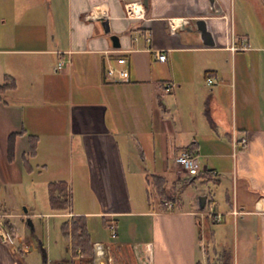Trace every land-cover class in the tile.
Returning <instances> with one entry per match:
<instances>
[{"label":"crops","instance_id":"0c3cea01","mask_svg":"<svg viewBox=\"0 0 264 264\" xmlns=\"http://www.w3.org/2000/svg\"><path fill=\"white\" fill-rule=\"evenodd\" d=\"M198 18L213 44L202 39ZM108 65L125 67L127 79L106 77ZM6 74L15 86L0 100V186L21 183L31 159L51 169L48 201L52 181H65L71 194L69 211L51 209L69 221L84 217L91 264H212L228 249L213 259L201 245V219L214 196L196 187L186 200L197 180L226 187L227 207L214 210L236 223L231 264H264V0H0V82ZM233 131L246 138L237 150ZM184 151L196 155L198 173L175 162ZM137 152L152 162V205L151 192L146 206L130 196ZM152 174L167 187L193 181L168 208ZM24 215L29 208L0 201V264H23L17 248L29 225L16 216ZM2 216L15 224V237ZM27 247L20 251L36 248ZM66 251L48 264L81 255L70 239Z\"/></svg>","mask_w":264,"mask_h":264},{"label":"rangeland","instance_id":"374dc122","mask_svg":"<svg viewBox=\"0 0 264 264\" xmlns=\"http://www.w3.org/2000/svg\"><path fill=\"white\" fill-rule=\"evenodd\" d=\"M139 154L140 153L137 152L140 160V163L138 162L137 164L139 166L136 168V172L138 173L132 175L129 181L130 187L132 188L130 189V196L136 200H138L139 197L140 199H143L144 204H147V200H145V198L147 194L149 195L151 192L149 201L152 205L156 203V198L153 192L154 187L150 178L149 180H146V177H148L147 171L151 172L153 170L151 166L152 162L150 161L147 164L145 161H141ZM36 162L37 160L31 159L32 169L29 170L28 173L27 171L25 172V178L21 183L14 185L10 190L9 188L6 189L4 186H0V201L4 200L8 204L10 201H14V204L18 206V210H24L25 206L26 208H29L31 214L29 217L33 223V233L30 227L26 225V230L23 231L22 243L20 242L18 247L21 246L27 249V246L31 244L36 248L31 250L28 254H23L22 251H19L18 256L23 264H43L41 252L36 246V238L38 237L42 240V243L46 248L49 261L54 257L68 256L66 251L67 240L63 236L61 229L62 222L67 219V216L57 213L58 211L55 213V211L51 209L47 198L45 184L51 169H45ZM195 184L196 186L194 184H190L189 188L185 192L184 198L186 200L189 198V192L197 190L196 187H198V190L208 193L210 191L212 196H214V201H217L216 203L211 201L208 204V206H212L205 208L206 215H208V217H202L201 219V226L203 230L200 228L199 238L205 252L207 251V256H212L211 258L214 259L216 257V255H214L216 253L215 250L219 251L222 248H226L228 251L231 250V252L234 251V248L237 247V240L239 238V236H236L234 232L236 223H234L228 216L220 222L214 221L211 217V215H213L212 212H215V210L221 212L223 208L227 207L225 199L226 187L212 182L206 184L199 182L198 180ZM74 186L77 189L76 185ZM227 186H229V184H227ZM230 190L232 192L231 185ZM8 199H10V201H8ZM16 217H21V220L25 221L27 216L24 215ZM13 225L15 227L14 223ZM19 232L22 234L21 229ZM207 232H210L213 242L210 241V239H207ZM215 259L212 264H215L217 260Z\"/></svg>","mask_w":264,"mask_h":264},{"label":"trees","instance_id":"16d2710c","mask_svg":"<svg viewBox=\"0 0 264 264\" xmlns=\"http://www.w3.org/2000/svg\"><path fill=\"white\" fill-rule=\"evenodd\" d=\"M15 86V80L13 76L6 74L3 80L0 82V100H4L3 93L8 89ZM35 148V140L33 138L30 149L23 153L22 157L25 159L28 155L34 152ZM13 154V135L9 136L8 140V158L11 159ZM204 175H208L209 171H205ZM153 181L155 184V189L160 196L162 206L165 205L166 201H174L178 202L180 199V192L183 188L189 185L193 179L188 178L182 182H175L171 187H167L165 180L162 176L152 174ZM210 177V176H208ZM207 177V178H208ZM177 183V184H176ZM49 190V202L51 204L52 209L57 211H69L71 208V194L69 185L63 181H52L48 186ZM2 225L8 231L10 236H16V230L13 225V222L9 217H2L1 219ZM63 236L69 240L72 246V249L75 253L81 254L79 258H71V264H91L92 260V241L89 237V230L86 224V221L83 216L77 215L71 221L66 219L62 222L61 225ZM19 251L20 247L17 248ZM207 252V251H206ZM232 255L228 251H224L216 260L215 264H231ZM197 264H201V262L197 261Z\"/></svg>","mask_w":264,"mask_h":264},{"label":"built area","instance_id":"2783aa9c","mask_svg":"<svg viewBox=\"0 0 264 264\" xmlns=\"http://www.w3.org/2000/svg\"><path fill=\"white\" fill-rule=\"evenodd\" d=\"M157 58L160 60H164L166 55L164 52H160L157 55ZM117 63L122 64L125 63V58L124 57H117L116 59ZM61 64V62H59ZM114 75L117 76V79H127L128 77V70L125 67H115L112 65H108L105 69V76L109 78H114ZM213 81L212 76L208 75L206 77V82L211 83ZM170 84L167 83L166 87H168ZM246 143V138L245 137H238L236 133L233 131L232 133V146L234 150L239 149L242 145ZM175 162L177 165L185 170L188 174H196L198 173V165H197V159L196 155L193 154L192 152L189 151H184L179 153L178 155L175 156ZM165 204L168 206V208H172L174 206L173 201H166ZM234 214H237L236 210H233ZM214 215V218L216 221H220L222 219V214L219 212H212ZM2 236L5 237V233L2 230ZM99 246V244H97Z\"/></svg>","mask_w":264,"mask_h":264},{"label":"water","instance_id":"95a60500","mask_svg":"<svg viewBox=\"0 0 264 264\" xmlns=\"http://www.w3.org/2000/svg\"><path fill=\"white\" fill-rule=\"evenodd\" d=\"M143 3L146 4V0H143ZM99 19L102 22L104 30L108 32L109 31V27H108V22H107L106 18L99 17ZM195 23H196L198 31H200V33L202 35V39L204 40V42L207 43V44H213V40L211 39L210 32L206 28L205 21L203 19H201V18H198ZM111 38L113 40H116L117 39V35L112 34ZM114 45H118V43L115 42ZM205 197H206L205 195L199 196V203H200L201 209H203L204 206H205ZM27 224L29 225V227H30V229L32 230V233H33V223H32V220H31V218L29 216L27 217ZM36 246L38 247L39 251L41 252L43 264H48V254H47L46 248L44 247V245L42 243V240L39 237L36 238ZM55 264H67V262L64 261V260H59V261H56Z\"/></svg>","mask_w":264,"mask_h":264}]
</instances>
